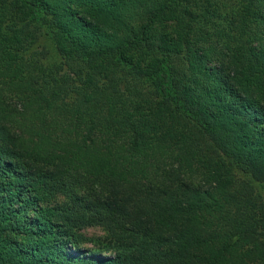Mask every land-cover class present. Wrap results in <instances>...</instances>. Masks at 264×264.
Returning <instances> with one entry per match:
<instances>
[{
  "label": "trees",
  "instance_id": "1",
  "mask_svg": "<svg viewBox=\"0 0 264 264\" xmlns=\"http://www.w3.org/2000/svg\"><path fill=\"white\" fill-rule=\"evenodd\" d=\"M256 184L264 0H0V264H264Z\"/></svg>",
  "mask_w": 264,
  "mask_h": 264
},
{
  "label": "rangeland",
  "instance_id": "2",
  "mask_svg": "<svg viewBox=\"0 0 264 264\" xmlns=\"http://www.w3.org/2000/svg\"><path fill=\"white\" fill-rule=\"evenodd\" d=\"M257 188L256 190L259 192V193H262L264 194V184H256ZM84 232L89 235V236H98V235H105L106 233V230L100 226L98 227H89V228H86L84 230ZM84 247H86L87 249H94V246L92 243H85L83 244Z\"/></svg>",
  "mask_w": 264,
  "mask_h": 264
}]
</instances>
